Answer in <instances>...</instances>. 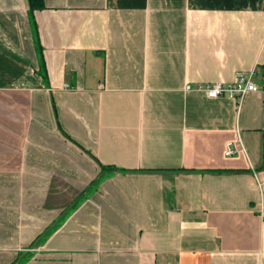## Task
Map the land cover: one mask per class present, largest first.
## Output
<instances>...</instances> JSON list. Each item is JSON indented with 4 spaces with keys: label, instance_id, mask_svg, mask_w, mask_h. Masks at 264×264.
<instances>
[{
    "label": "crops",
    "instance_id": "obj_1",
    "mask_svg": "<svg viewBox=\"0 0 264 264\" xmlns=\"http://www.w3.org/2000/svg\"><path fill=\"white\" fill-rule=\"evenodd\" d=\"M44 5L0 0V264H264V0Z\"/></svg>",
    "mask_w": 264,
    "mask_h": 264
},
{
    "label": "built area",
    "instance_id": "obj_2",
    "mask_svg": "<svg viewBox=\"0 0 264 264\" xmlns=\"http://www.w3.org/2000/svg\"><path fill=\"white\" fill-rule=\"evenodd\" d=\"M256 70L253 68L249 71L237 70L233 74V79L230 82H214L200 84L199 89L204 90L208 97L216 98L218 96H227L235 100H239L247 92L257 91L258 87L254 82ZM189 86L186 85V88ZM234 153L232 142H227L225 155Z\"/></svg>",
    "mask_w": 264,
    "mask_h": 264
},
{
    "label": "trees",
    "instance_id": "obj_3",
    "mask_svg": "<svg viewBox=\"0 0 264 264\" xmlns=\"http://www.w3.org/2000/svg\"><path fill=\"white\" fill-rule=\"evenodd\" d=\"M28 13L30 15V18L32 19V13L35 10H40L43 9L45 7L44 5V0H28ZM33 21V20H32ZM34 36H35V47L37 50V54H38V74L42 79H45V82L47 83V74H46V69L43 63V59H42V55H41V49H40V43H39V38H38V33H37V29L36 26L34 28ZM75 203L72 204L67 210L66 212H68V210L72 209L74 207ZM42 237H46V233L39 236V238Z\"/></svg>",
    "mask_w": 264,
    "mask_h": 264
}]
</instances>
